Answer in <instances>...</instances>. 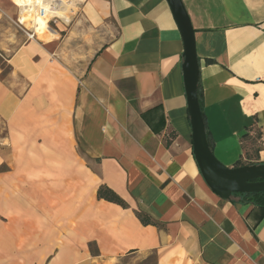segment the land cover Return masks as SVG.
Instances as JSON below:
<instances>
[{
    "label": "crops",
    "instance_id": "crops-1",
    "mask_svg": "<svg viewBox=\"0 0 264 264\" xmlns=\"http://www.w3.org/2000/svg\"><path fill=\"white\" fill-rule=\"evenodd\" d=\"M183 2L212 151L263 164L264 0ZM10 12L0 3V264H264V210L219 198L195 159L166 0H86L47 43Z\"/></svg>",
    "mask_w": 264,
    "mask_h": 264
},
{
    "label": "water",
    "instance_id": "water-1",
    "mask_svg": "<svg viewBox=\"0 0 264 264\" xmlns=\"http://www.w3.org/2000/svg\"><path fill=\"white\" fill-rule=\"evenodd\" d=\"M184 43L183 74L193 131V152L210 190L230 201L234 194L264 193V163L227 167L213 153L199 98L200 69L195 29L183 0H166Z\"/></svg>",
    "mask_w": 264,
    "mask_h": 264
},
{
    "label": "built area",
    "instance_id": "built-area-1",
    "mask_svg": "<svg viewBox=\"0 0 264 264\" xmlns=\"http://www.w3.org/2000/svg\"><path fill=\"white\" fill-rule=\"evenodd\" d=\"M25 1L26 5L24 6L18 5L15 1L13 3L18 9V18L15 21V25L26 36L27 41L40 40L39 24L35 23V18L45 19L47 21L46 28L58 35L65 33L75 18L71 15L75 10L73 3H69L68 0L66 1L69 5L68 20H64L56 14L57 10L60 9V3L56 0H35V4H32L33 0ZM78 12L75 10L74 16H77Z\"/></svg>",
    "mask_w": 264,
    "mask_h": 264
},
{
    "label": "trees",
    "instance_id": "trees-1",
    "mask_svg": "<svg viewBox=\"0 0 264 264\" xmlns=\"http://www.w3.org/2000/svg\"><path fill=\"white\" fill-rule=\"evenodd\" d=\"M199 98H200V105H201V94L200 93H199ZM201 109H202V106H201ZM238 166H241V163H239ZM242 166H244V165H242ZM98 198L104 199L106 201H109V202H112L115 204H118V205L122 206L123 208H128V204L126 203V201L124 199H122L118 194H116L113 190L109 189L108 187L101 186L99 188ZM234 198H239L241 200V202H243L245 204H253V205L261 208L262 210H264V193L234 194L232 196L231 200H233ZM136 214H137L138 218L140 219V221L144 225L158 226V224L156 222H154L146 214H143L140 212H137Z\"/></svg>",
    "mask_w": 264,
    "mask_h": 264
},
{
    "label": "rangeland",
    "instance_id": "rangeland-1",
    "mask_svg": "<svg viewBox=\"0 0 264 264\" xmlns=\"http://www.w3.org/2000/svg\"><path fill=\"white\" fill-rule=\"evenodd\" d=\"M13 1L18 3V0H0V3H2L3 5H7L9 7V9L11 10L9 17L5 16V17H3V19L7 20L9 22V24H12V25H14V23H15L14 21L18 15V10H17L16 6L14 5ZM68 1H69V3H73V8L76 10V12L80 11V12H78L79 14L77 16H74L75 10L73 12L71 11L72 12L71 15L75 18H74L73 22L71 23V25L67 28V31H65V33H62L61 36L58 34L50 35L49 33L44 32V31L39 33V39L41 42L47 43V42L51 41L53 38H60V37L64 36L70 29H72V27L75 24L77 25L79 23L80 13H82V6L86 0H68ZM8 71H9V69L6 68L4 74H6ZM140 264H155V256L153 254H150L145 260L141 261Z\"/></svg>",
    "mask_w": 264,
    "mask_h": 264
},
{
    "label": "bare ground",
    "instance_id": "bare-ground-1",
    "mask_svg": "<svg viewBox=\"0 0 264 264\" xmlns=\"http://www.w3.org/2000/svg\"><path fill=\"white\" fill-rule=\"evenodd\" d=\"M56 1H58L60 3V9L57 10L56 14L60 18H62L64 20H68L69 19V17L67 16V12L69 11L68 3L66 2V0H56ZM35 3H36L35 0H33L32 4H35ZM17 4L24 6V5H26V1L25 0H18ZM27 20H28V18H27ZM24 21H25V19H24ZM35 23L39 24V33L44 31V32L49 33L50 35H55V33H52L51 31H49L46 28L47 21L45 19L35 18Z\"/></svg>",
    "mask_w": 264,
    "mask_h": 264
}]
</instances>
